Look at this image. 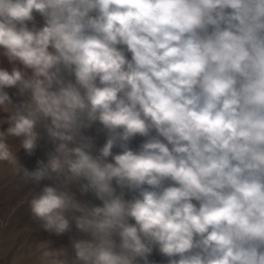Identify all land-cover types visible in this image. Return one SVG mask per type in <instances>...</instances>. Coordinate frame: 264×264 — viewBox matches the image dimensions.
<instances>
[{
    "label": "clouds",
    "instance_id": "clouds-1",
    "mask_svg": "<svg viewBox=\"0 0 264 264\" xmlns=\"http://www.w3.org/2000/svg\"><path fill=\"white\" fill-rule=\"evenodd\" d=\"M0 57V164L81 234L34 264H264V0H0Z\"/></svg>",
    "mask_w": 264,
    "mask_h": 264
},
{
    "label": "rangeland",
    "instance_id": "rangeland-1",
    "mask_svg": "<svg viewBox=\"0 0 264 264\" xmlns=\"http://www.w3.org/2000/svg\"><path fill=\"white\" fill-rule=\"evenodd\" d=\"M0 66L11 68L7 61L0 57ZM9 94L14 102H20L24 97L16 95V89H9ZM11 114L10 111L0 110V129L7 128L6 120ZM97 127L89 130L88 134L93 136L97 148L102 146L105 137L97 132ZM43 135V133H42ZM141 142L137 137L132 146L136 147ZM9 144L18 148L19 140L9 138ZM52 150V145L46 138L39 142V147L31 156L20 150L18 157L20 162L29 170L37 167V162L46 160L47 153ZM50 180H44L40 185L32 183H23L16 176L12 167L6 163L0 164V264H34L35 256H31L30 250L34 251L36 246L42 241H50L53 248H71V238H79L80 233L72 225L71 231L57 236L50 234L39 227V224L33 221L29 209V200L35 191H39L45 184H51ZM79 197V194H77ZM85 201L99 204V201L93 199L91 194L79 197ZM157 264H166L165 258L158 252H154L150 257Z\"/></svg>",
    "mask_w": 264,
    "mask_h": 264
}]
</instances>
